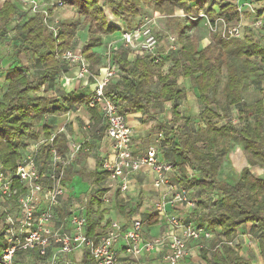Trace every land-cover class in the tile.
Listing matches in <instances>:
<instances>
[{
	"label": "trees",
	"instance_id": "trees-1",
	"mask_svg": "<svg viewBox=\"0 0 264 264\" xmlns=\"http://www.w3.org/2000/svg\"><path fill=\"white\" fill-rule=\"evenodd\" d=\"M60 1L65 7L72 8L82 20L80 26L87 28L88 40L80 50L71 46L73 32L60 31L54 38L38 14L20 15L19 22L10 28L17 16V8L11 0L0 7V38L6 34L8 27L14 34L17 33V54L24 55L34 64L32 74L21 66L14 67L12 63L6 70L0 64V77L5 74L4 81H0V163L5 169H14L15 163L25 155L26 147L31 142L38 140L41 135L44 139L49 137L50 128L44 121L47 116L57 117L76 105L85 106L93 121L92 136L100 138L105 131L104 118L97 107L89 106V98L78 99L69 93L52 97L48 93L51 83L65 70V64L60 61L64 51L71 47L80 51L90 63V68L98 63L93 48L101 42L102 37L119 31L109 24L105 9L112 17H123L125 20L128 17L131 20L142 17L140 8L147 6L164 16L168 22L179 23L174 14L181 9L185 13L183 16L189 20H196L199 12L204 11L206 16L211 17L208 23L213 26L217 18H222L229 25L240 22L238 9L231 3H217L218 12L206 9V4H215L213 0ZM258 16H264V8L259 10ZM129 23L131 21L126 23L127 31L139 27L143 21L132 28L131 25L129 28ZM178 27L179 24L176 32L179 50L168 53L157 66L147 57H137L129 62L126 48L114 52L113 62L119 67L120 78L106 84L104 96L112 102H123L132 113L152 120L157 118L155 111L166 103L171 104L170 122H159L156 129L157 133H162L164 144L170 148L168 155L176 171L175 182L189 190L190 194H196L193 200L195 207L190 214L193 221L225 239V242L221 239L216 242L209 264H252L229 245L242 225H250L260 258L264 261V176L250 170L258 168L264 171V92L262 99L251 104L243 103V89L248 76L264 86V39L256 40L252 35L245 34L243 39H229L225 45V37L217 34L215 46L199 49V37L186 36L184 28ZM236 59L242 60L240 71L234 64ZM223 67L226 72L225 80L221 83ZM180 78L188 80L197 94L201 106L197 128L190 125L188 117L178 112V103L184 98L185 92L179 85ZM152 85L158 89L154 90ZM137 91L141 92L139 98L136 96ZM144 93L150 94L157 102L149 101L147 106L139 103ZM234 112L236 124L232 121ZM61 138L66 141L65 135L61 133L53 141V147L59 154L67 151V143H62ZM231 143L241 148L247 163L233 184L219 180ZM85 147L86 144L82 150ZM48 159L47 148H43L40 163L45 166ZM190 174H196L199 178L189 180L187 176ZM71 175L70 168H67L64 179L69 180ZM89 177H97L94 179L98 181L96 175L91 174ZM15 187H18L17 183ZM105 191L98 189L86 210L85 234L92 240L101 236L93 214L100 213L101 198ZM203 194H214L216 198L210 204L208 198L202 199ZM118 210L127 217L134 214L133 210L128 211L121 204ZM201 251L204 255L207 253L204 249ZM82 261L83 264H89L87 253L83 254Z\"/></svg>",
	"mask_w": 264,
	"mask_h": 264
},
{
	"label": "built area",
	"instance_id": "built-area-1",
	"mask_svg": "<svg viewBox=\"0 0 264 264\" xmlns=\"http://www.w3.org/2000/svg\"><path fill=\"white\" fill-rule=\"evenodd\" d=\"M11 1L17 8L16 24L19 22L20 14L27 16L38 14L42 16L45 26L54 35V38L57 37L59 30L55 26L58 22L55 21L52 24L48 22L50 17L47 7L50 6L53 10L64 9L65 5L62 1L55 0L50 4H40L35 0ZM205 16L203 12L198 14L200 19ZM258 18L259 16L253 22ZM153 21V18H145L139 27L130 31H123L120 43L126 48L134 50L138 58L147 57L153 65L157 66L168 53L178 51L179 44L176 37L169 36L165 50L159 54L162 43L152 30ZM232 25H239L240 29L245 32L246 27L240 22ZM248 29L251 28L248 27ZM253 37L256 40L264 38V29L259 33L253 32ZM115 50L111 45L110 54ZM60 61L68 68L75 67L77 70L75 76L90 71L89 62L81 55L80 51L72 49V47L60 55ZM106 69L107 71L104 70L101 81L96 84L92 92L89 106L97 107L104 118L105 138L110 144L111 152L109 157L102 156L98 163L88 165L87 168L104 175L103 186L107 191H119L122 194L126 193L128 189L127 177L129 175L149 172L153 176V189L160 198L159 206L155 201L152 204L151 212L159 223L165 224V230L160 236L147 239L144 236L140 219L132 218L127 224H122L113 219L109 222L105 233L98 239L92 240L85 234L86 208L93 196V193H87L82 198L81 203L74 204L67 210L64 217H56L55 227H57L56 221L61 222V220L63 226L61 227L59 222L60 225L57 227L60 228L57 233L59 239L54 246L49 245L46 258L51 260L53 254L60 253L57 260L52 261V264H65V262L66 264H76L70 257L77 251H84L90 258V264H120L119 251L121 250L132 260V264H143L139 260L140 256L156 255L159 252L163 253V260L166 264H183V261L190 256L189 244L191 242L209 240L215 237V233L208 228L185 221L176 214L168 213L170 208L177 205L174 203L176 196L180 194L190 195V191L181 187L178 183L170 181V176L176 171L172 162L162 158V143L164 141L162 133H157L156 141L147 147L148 151L144 150L139 153L133 151L134 131L128 124L126 116L118 111V108L124 103L120 101L112 102L104 96V87L110 80L120 78V70L115 64L109 65ZM232 121L235 124L237 123L236 119H232ZM84 127L89 129V123H85ZM60 133L62 131L50 132L47 139H44L41 135L38 140L30 143L26 147L25 155L15 163L14 169H5L0 163V189H3L5 185L7 186V192L0 191V224H3L5 233L9 229L24 228L25 231L18 233L24 243L31 242L33 237L42 241L43 234L53 231V228L41 226V216L45 213L46 208L44 198L48 197L59 203L65 198L67 191L70 189V183L64 179L65 171L82 151L84 142L76 143L65 135V139L68 141L67 151L59 154L53 147V141ZM45 140L51 142H41ZM43 148H47L49 155L45 166L40 163ZM126 149H131V151H126ZM128 160H134L135 163L130 164L127 162ZM65 161L67 163H64ZM187 177L189 180L198 179L196 174H190ZM16 183L18 187H15ZM206 198L212 204L216 196L214 194H203L202 199ZM109 200V197L104 194L102 202L107 204ZM4 201H7L15 209L16 215L20 219L26 221L23 225L20 224L19 220L15 225L4 222L6 218V214L2 211ZM179 203H185L183 197ZM186 204L187 210H192L195 207V203L191 199H188ZM162 213L172 219L165 223L161 219ZM81 220L84 221L83 224L80 223ZM129 232L132 233L131 237L128 236ZM5 233H0V237ZM16 238L14 236L13 240ZM43 242L48 243L47 241ZM229 245L233 247L232 243H229ZM15 247L17 245H9L7 241H0V250H2L0 251V264H9L10 257L20 255L19 250L15 253L11 251ZM13 264H16V262L13 261Z\"/></svg>",
	"mask_w": 264,
	"mask_h": 264
},
{
	"label": "crops",
	"instance_id": "crops-1",
	"mask_svg": "<svg viewBox=\"0 0 264 264\" xmlns=\"http://www.w3.org/2000/svg\"><path fill=\"white\" fill-rule=\"evenodd\" d=\"M8 0H4L6 2ZM36 2L43 1L46 4H50L55 0H35ZM48 1V2H46ZM215 4L205 5L206 9H212L215 12H218V7L217 3L225 4V3H232V0H213ZM249 3L257 2V0H248ZM241 3H243V0H241ZM234 5V4H233ZM2 4H0V7ZM261 8L256 9L255 11V16L252 17V22L255 20L256 17H258L259 10ZM48 11H51L53 13L52 19H49V23H53L57 21V25L55 26L59 32L60 31H70L73 32V42H71L72 46L75 47L76 49L80 50L83 45L87 42L88 40V35H87V28L80 26L81 24V19L78 18L77 14L72 8L65 7L64 9L61 10H53L50 6L47 7ZM144 12L150 13L152 15V18L154 19L153 24H152V30L157 26H159L157 23L158 18L159 19H165L164 16L159 15L158 13L153 12L149 7L147 6H142L140 8V15L142 17H136L131 20V23H129V28L131 25L132 27H135L136 24H141L142 20L146 17L144 15ZM203 12L204 11H200ZM199 12V13H200ZM238 12L240 14V18L242 15H248L247 9L244 10L243 13H241L238 9ZM57 13V14H56ZM106 16L108 18L109 24L115 26L118 28V32H116L113 35L109 36H104L102 37L101 42L93 48V52L95 55L98 57V63L90 68V71L93 72L92 76L88 77V84L82 85L79 90H77L75 87H73L71 90H68L67 86L72 83L75 73H76V68H68L65 66V70L62 72L64 79L62 81V88L63 91L62 93H69L72 96L80 99V98H89L91 99V95L95 87H91L90 85H95L101 81V78L104 75V70L111 64H114L113 62V53L114 52H120L122 49H125L126 47L121 45L120 43V37L123 31H127V25H121L116 22V19H113V17L110 15L109 11L105 9ZM178 13V15H176ZM20 14V13H19ZM180 11H176L174 14V17L177 19L179 17ZM23 16V14H20ZM55 15V17H54ZM57 15V16H56ZM18 17V13L17 16ZM147 18V17H146ZM69 20H72V22L66 23ZM178 20V19H177ZM15 24V18L11 22V24ZM172 23V22H170ZM165 25L162 26L163 30L167 31L169 29L168 25L169 22L165 21ZM245 25L246 29L245 32H251L253 36V32L251 29H248L247 24ZM12 26V25H11ZM11 28V27H10ZM158 29V27H156ZM8 29L6 34H8ZM14 33V31H12ZM167 33V32H165ZM5 34V35H6ZM169 36H164L163 40H160L162 43L160 48L162 49V52L165 50V46L167 45V40ZM254 38V37H253ZM262 40V38L258 39ZM204 42V41H203ZM200 43V42H199ZM113 46L114 49H116L112 54H109L108 58L105 56V49L106 46L108 49H110V46ZM180 47V45H179ZM206 47L205 43H202L199 45V49H202ZM128 51L127 54V60L129 62H132L134 59L137 58V55L134 50H131L130 48H126ZM105 57L107 59H105ZM108 63H105V62ZM10 62L4 66V69L6 70L9 66ZM90 64V63H89ZM2 66V65H1ZM14 67L16 65H13ZM12 66V67H13ZM166 69V65L164 66ZM99 78V79H98ZM5 79V74L3 76V80ZM60 77H58L54 82L51 83L50 89L48 91L49 95L52 97L58 96L59 94H52L54 91L57 89V83L59 81ZM189 84V83H188ZM163 109L171 116L170 114V108L171 104L166 103L163 106ZM118 111H124V114L126 116V120L128 124L132 127L134 131V136L132 139V149L135 153H139L144 151L145 149V143L144 141V133H146L149 130H154L156 129V126L159 122H170L171 117H167V119H162L161 114L160 116H157L155 119H145L144 116L141 114H136L132 113L130 111V108L125 106L124 104L121 105L118 108ZM178 112L181 114L178 108ZM182 115V114H181ZM185 116V115H182ZM187 117V115L185 116ZM161 118V119H160ZM45 124L50 128V132H61L63 135H67L70 137L74 142L76 143H83L86 144L87 147H85L80 153H83V156L86 158L87 161H85V164L83 167L77 166V162L80 159V153L74 160L73 164L68 167L70 168V171L72 173L71 178L67 180L70 183V189L67 191V195L63 199L65 201V208L62 213V215L58 216V218H62L66 215L67 210L72 207L74 204L81 203L83 200L82 198L84 197L85 194L87 193H93V196H95L96 191L98 189H103L106 190L104 194H106L109 197V203L105 204L102 202L101 198V207L99 209L100 213L93 214V218L95 221L98 223V229L100 230V235L105 233L109 226V222L113 219L118 220L122 224H127L132 218H137L140 219L143 225V233L144 236L147 239H152L156 238L161 235V233L165 230V224L164 223H159L155 217L154 214L151 212V207L152 204L156 201L154 197H157L158 194L154 191L153 186H152V180L153 176L149 172H140V173H135L132 175H129L127 177V183H128V189L126 193L122 194L119 191H107V189L104 188L103 183L105 180L104 175L101 173H98L96 171L89 170L87 168L88 165H92L93 163H98L99 160H101V157H109L110 155V144L105 138V131L101 134L100 138L95 139L92 136L93 132V121L91 119L90 114L87 111V108L85 106H79L76 105L74 106L70 111H68L66 114L60 115V116H47L45 118ZM153 122V123H151ZM85 123H89V129H85L84 125ZM105 125V123H104ZM40 132L42 130L38 129ZM150 132V131H149ZM82 135L84 139H78L77 137ZM156 140V139H155ZM139 142V144H137ZM32 143V142H31ZM142 144V146H141ZM153 143L149 144L152 145ZM143 145L145 147H143ZM164 145V146H163ZM143 147V148H142ZM147 148V147H146ZM162 149H166L167 152L170 149L169 146L167 147L164 142L162 143ZM162 150V152H163ZM164 154V152H163ZM163 159L167 161H171V157L167 156L164 157L162 156ZM76 169V170H74ZM80 173H83L81 175ZM96 175L98 176V181H95L97 177L91 178L89 175ZM199 178V176H197ZM89 178L91 181H89ZM195 194H190V196H194ZM91 197V198H92ZM90 198V199H91ZM90 202V200H89ZM88 202V204H89ZM87 204V207H88ZM124 206L126 210L134 211V214L131 217H127L126 215H123L122 213L119 212L118 206L119 205ZM87 210V208H86ZM103 211V212H102ZM102 212V213H101ZM169 214H176L180 218H182L185 221H193V218L190 217L191 210H185L183 213L181 212V209L176 205L174 208H170L168 210ZM60 221H56L57 227L60 225ZM196 224V223H195ZM65 226V225H64ZM86 230V229H85ZM215 233V237L211 238L209 240H202L200 242H191L189 244L190 248V256L188 259L183 261V264H209V261L211 260L212 257V250L213 247L217 244L216 242L221 239L223 242H225L224 238H221L218 233ZM253 234L251 233V228L250 225H242L240 228L237 229V233L233 241L236 244L243 243L244 245H251L253 243ZM256 241V240H254ZM257 243V242H256ZM255 245V242H254ZM231 247V246H230ZM236 252H238L237 248L232 247ZM121 249V248H120ZM119 249V250H120ZM201 249H204L207 251V253L204 255ZM84 251H77L75 252L70 258L76 263V264H83L84 262L82 261L83 259V254ZM120 253V264H132V260L127 257L121 250L119 251ZM239 256L243 257L239 252ZM244 258V257H243ZM245 259V258H244ZM139 260L143 264H166L163 260V253L159 252L156 255H142L139 257ZM90 264V262H89Z\"/></svg>",
	"mask_w": 264,
	"mask_h": 264
},
{
	"label": "rangeland",
	"instance_id": "rangeland-1",
	"mask_svg": "<svg viewBox=\"0 0 264 264\" xmlns=\"http://www.w3.org/2000/svg\"><path fill=\"white\" fill-rule=\"evenodd\" d=\"M48 2V1H46ZM40 4H45L43 1L39 2ZM57 14V13H56ZM147 14V15H146ZM48 15H49V19H52V15L53 13L51 11H48ZM144 15H146L147 19H151L152 15H150V13H146L144 12ZM178 15V13L176 14ZM57 16V15H56ZM55 17V15H54ZM145 17V18H146ZM144 18V19H145ZM144 19L142 21H144ZM179 23L177 22H172L168 25L169 29H167V31L163 30L162 26H164L165 21H167V19H159L157 20V24L159 26L156 25V27H158V29L155 27L153 30L154 34L156 35L158 40H163L164 36H174L177 37V26L179 24V27H183L184 28V34L186 36L189 35H194L199 37L200 39V43L199 45H201L203 42V37L200 33V29L202 28L203 24H204V18L200 19L197 18L196 20H189L187 18H185L184 16H180L179 14ZM72 22V20H69L66 23ZM168 23V21H167ZM216 24V22H215ZM16 25V23L14 24H10V27ZM178 27V28H179ZM215 27V25H214ZM167 32V33H165ZM17 34V33H16ZM16 34L12 33V30L8 29V34L4 35L3 37L0 38V64L2 66H5V64L8 62H10V64H14L16 66H21L24 69H26V71L29 74L33 73L34 70V64L31 63L24 55H18L17 54V47L19 45L18 40L16 39ZM262 39H264L262 37ZM72 45V44H71ZM162 53V49H159V54ZM110 54V49H108V47L106 46L105 49V56H109ZM105 57V59H107ZM9 64V65H10ZM234 64L236 65V68L240 71L242 69V60H235ZM167 67V65H166ZM225 72L226 69L225 67L222 68L221 71V75H220V81L221 83L224 82L225 80ZM3 80V76L0 77V81L2 82ZM179 81V85L180 87L185 91L184 92V98L178 103V108L179 111L181 112L182 115H187L189 121H190V125L193 126V128H197L199 127V120H198V114L201 110V106L198 103L197 100V94L195 92V89L193 88V85H191V83L188 80H183V79H178ZM189 83V84H188ZM221 86H219L220 88ZM152 88L154 90H157L158 87L156 85H152ZM263 92H264V86L257 82L254 81L253 78L249 77L246 80L244 89H243V103L244 104H251L253 102H255L258 99H262L263 97ZM155 116H160L162 119H167V117H171L168 113V111L166 112L163 107H161L160 109H158ZM161 119V118H160ZM232 119H236V115L235 112L233 113V118ZM150 131V132H149ZM146 133H144V138L146 141H144V145L146 147L150 146L149 144L151 143H155V139L157 136V129L149 130ZM40 133V132H39ZM79 136H81L79 134ZM143 145V147H145ZM142 146V144H141ZM164 146V145H163ZM230 153L228 156L227 161H225L222 165L221 171L219 173V180L220 181H226L229 184H233L235 183L240 176V172L243 168L247 167V163L244 157V154L241 151V148L236 144V143H231L230 145ZM142 147V148H143ZM145 147V148H146ZM168 147V146H167ZM144 148V149H145ZM164 157L169 156L168 152L166 149L163 150ZM86 158L83 156V153H80V159L77 162V166L79 167H83V165L85 164ZM84 163V164H83ZM76 170V169H74ZM251 172L259 175V176H264V171L260 170L258 168H253L251 169ZM175 174H172L170 176V181L175 182ZM89 181H91V179L89 178ZM193 198H190L192 201L196 199V194L194 196H192ZM253 237V243L251 245H244L243 243H239L236 244L235 242H233L232 246L237 248L238 252L246 259L249 260L252 264H264V261L260 258V254H259V249H258V245H257V241L254 236ZM255 242V245H254Z\"/></svg>",
	"mask_w": 264,
	"mask_h": 264
},
{
	"label": "clouds",
	"instance_id": "clouds-1",
	"mask_svg": "<svg viewBox=\"0 0 264 264\" xmlns=\"http://www.w3.org/2000/svg\"><path fill=\"white\" fill-rule=\"evenodd\" d=\"M190 2V0H189ZM4 0H0V4H3ZM232 3L236 6L237 9L241 13L244 12L245 9H247L248 15H242L240 18L241 24H247L249 28H251L254 32L259 33L262 29H264V16L259 17L255 22H252V17L255 16V11L258 8H264V0H257V2L249 3L248 0H243V3H241V0H232ZM235 10V9H233ZM185 13L183 10H180V16H183ZM195 18V17H193ZM113 19H116L113 17ZM179 19V17H177ZM211 19V17L205 16L204 17V24L202 28L200 29V33L203 37V40L207 47H212L217 44V34H222L225 37V45H227V42L229 39H243L244 35H252L251 32L245 33L242 29H240L239 25H229L226 24L222 18H217L215 27L212 24L208 23V20ZM131 21V17H128V20H125L123 17L116 19V22L118 24L124 25ZM85 63H87L85 61ZM105 63H108L107 61ZM107 71V69H105ZM93 72L89 71L87 73H80L79 75L75 76L72 83H70L67 88L68 90H71L73 87H75L77 90L81 88L82 85L88 84V77L92 76ZM59 81L57 83V89L52 94H61L63 91L62 88V81L64 79L63 74H59ZM119 78V77H117ZM99 79V78H98ZM91 87H95V85H90ZM136 96L139 98L141 96V92L137 91ZM151 101L153 103H156L157 101L148 93H144V98L139 99V103H143L147 106L148 102ZM129 103V102H125ZM146 114V113H145ZM131 135V133H130ZM239 135V133H237ZM78 139H84V137L78 136ZM71 139V138H70ZM183 139V138H182ZM42 143H50L51 141L45 140L41 141ZM62 143H67L68 141L63 140L61 138ZM139 144V142H137ZM35 147V146H34ZM148 148H145V151H148ZM126 151H131V149H126ZM130 164H134V160H128L127 161ZM64 163H67L65 161ZM54 179V177H53ZM0 191L7 192V186L3 189H0ZM184 199L185 203L180 204L179 202L181 199ZM193 198L190 195L186 194H180L177 195L175 198L174 203L177 204V206L181 209V212L185 210L187 204V200ZM45 213L41 216V226L47 227V228H53L52 232H48L46 234H43V240H38L36 237H33L32 241L29 243H24L22 238L18 236L19 232L25 231L24 228H13L9 229L5 233V229L3 224H0V233H5L2 237H0V241H7L9 245H17V247L12 248L11 251L15 253L17 250H19L20 255H13L9 259V264H13V261L16 262V264H52V261H56L60 253H55L51 256V260L46 258V251L49 245H55L57 240L59 239V236L57 233L60 231V228L55 227L54 221L56 220L57 216L62 215L64 208H65V201L57 202L54 199L45 197ZM154 199L157 201V205L159 206V200L160 198L154 197ZM3 209L2 211L6 214V218L4 220L5 223L15 225L17 221L19 220L20 224L23 225L26 221L20 219L19 216L16 215L15 209L10 206L7 201L3 202ZM35 207V206H34ZM11 208V211H10ZM162 221H165V223L168 220H171V217H167L166 214H161ZM75 222V221H74ZM61 227L63 226V222L61 220ZM81 224L84 223L83 220L80 221ZM16 236L17 238L13 240V237ZM128 236L131 237L132 233L129 232ZM43 241H47L48 243H44ZM2 251V250H0ZM66 264V262H65Z\"/></svg>",
	"mask_w": 264,
	"mask_h": 264
}]
</instances>
